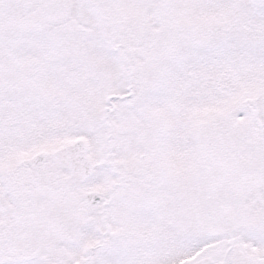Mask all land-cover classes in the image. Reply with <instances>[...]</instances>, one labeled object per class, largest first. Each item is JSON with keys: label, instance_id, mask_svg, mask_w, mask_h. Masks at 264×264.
<instances>
[{"label": "snow or ice", "instance_id": "1", "mask_svg": "<svg viewBox=\"0 0 264 264\" xmlns=\"http://www.w3.org/2000/svg\"><path fill=\"white\" fill-rule=\"evenodd\" d=\"M0 264H264V0H0Z\"/></svg>", "mask_w": 264, "mask_h": 264}]
</instances>
